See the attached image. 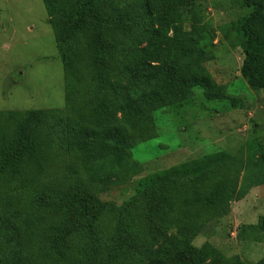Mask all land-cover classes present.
<instances>
[{"label":"trees","instance_id":"obj_1","mask_svg":"<svg viewBox=\"0 0 264 264\" xmlns=\"http://www.w3.org/2000/svg\"><path fill=\"white\" fill-rule=\"evenodd\" d=\"M42 1L66 104L0 111V264H244L194 239L233 199L264 185L261 148L256 159L218 151L155 172L120 205L95 192L97 181L134 166L133 147L157 131L156 111L185 107L197 87L209 101L225 100L204 67L217 31L198 0ZM243 1L251 12L236 24L240 74L261 91L264 0ZM68 156L78 170L57 174L54 164ZM262 219L245 229L257 227L264 242Z\"/></svg>","mask_w":264,"mask_h":264},{"label":"rangeland","instance_id":"obj_2","mask_svg":"<svg viewBox=\"0 0 264 264\" xmlns=\"http://www.w3.org/2000/svg\"><path fill=\"white\" fill-rule=\"evenodd\" d=\"M195 7L205 25L217 31L212 57L204 67L223 85L226 98L209 101L197 87L185 107L156 111L157 131L133 147L134 166L97 181L95 192L101 200L120 205L149 175L207 154L228 151L256 159L259 149L264 151V90H252L240 74L244 55L236 24L251 9L243 0H198ZM47 17L42 0H0V111L65 107V72ZM88 78L80 85L82 92L87 90ZM54 166L57 174H75L79 168L69 156ZM239 176L238 188L243 189L244 171ZM262 218L264 185L233 199L221 218L202 227L194 245L209 241L226 257L254 264L264 258V242L257 227L245 226H254Z\"/></svg>","mask_w":264,"mask_h":264}]
</instances>
